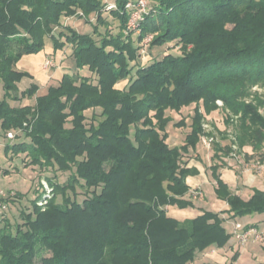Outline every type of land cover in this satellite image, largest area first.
Wrapping results in <instances>:
<instances>
[{
    "label": "trees",
    "instance_id": "obj_1",
    "mask_svg": "<svg viewBox=\"0 0 264 264\" xmlns=\"http://www.w3.org/2000/svg\"><path fill=\"white\" fill-rule=\"evenodd\" d=\"M132 1L114 0L107 10L102 0H0V129L4 138L14 132L5 156L25 154L32 167L69 173L63 184L46 180L52 193L43 199L45 191L38 192L30 212L19 213L21 224L11 225L8 211L22 195L0 198V264H193L198 254L231 239L221 214L264 213V191L253 190L244 201L217 165L210 168L214 195L226 203L225 212L203 211L183 222L166 212L171 205L193 207L185 196L195 170L182 157L199 144L200 110L213 112L221 101L241 122L250 121L254 145L264 143V117L253 101L245 102L252 87L264 88V0H147L151 9L137 35L125 32ZM105 13L118 22L115 35L99 32L98 26L108 27ZM63 18L84 19L92 35L61 25ZM147 35L149 47L177 49L176 42L179 54L141 66ZM46 37L56 50L69 47L76 70L86 69L94 82L63 75L39 95L38 84L16 65L42 51ZM24 78L31 84L19 90ZM31 98L33 105L13 104ZM192 104L184 143L169 146L166 112ZM20 137L29 141L16 142Z\"/></svg>",
    "mask_w": 264,
    "mask_h": 264
},
{
    "label": "rangeland",
    "instance_id": "obj_2",
    "mask_svg": "<svg viewBox=\"0 0 264 264\" xmlns=\"http://www.w3.org/2000/svg\"><path fill=\"white\" fill-rule=\"evenodd\" d=\"M102 2L107 5L114 4V0H102ZM93 16L94 15H91L89 18L92 24H94V19L92 20ZM104 16L108 23V27L105 29L103 26H98L99 32L101 34L107 32L108 34L115 35L118 32L117 20L113 19L107 13H105ZM61 25L71 27L80 34L92 35L91 24L86 23L84 19L72 18L67 20L66 18H63L61 20ZM93 36L94 39L98 40V35ZM146 37H148L150 41L152 40V35H147ZM145 38L140 44L142 46L139 57L141 66L148 65L156 59L159 60L166 54H179L176 42L172 44H175L173 46L177 49L167 48L166 45L149 47L148 43H150V41L146 43ZM45 59L48 61L53 60V62H51L54 66L45 67ZM16 67L17 70L27 73L33 79V82L38 84L39 95L45 94L50 86H57L63 75L73 76L78 73L80 76L90 77L92 80L94 79L86 69L81 72L76 70L69 47L56 50L54 49L53 41L48 37L44 39V48L42 51L22 56L17 62ZM58 67L60 68L58 69ZM56 69H58V71L55 72ZM126 83L127 81L120 82L116 85V88L122 89ZM30 84V79L24 78L18 84V88L19 90H24L27 89ZM3 97L4 91L0 84V100H2ZM255 97L257 98L256 100ZM252 101L259 114L264 117V88L259 86L251 88L250 96L245 99V102L249 103ZM13 104L15 106L33 105L34 98L24 99ZM216 105L217 110L208 114L204 113L203 110H200L203 115V120L201 121L202 134L200 135L199 144L193 151L189 149L188 153L185 155L183 154L182 157V162L187 163L186 166L193 167L195 165L193 168L195 172H191L188 176L189 182L192 183V186L189 187V192L185 196L186 199L192 201L193 207L181 209L177 205H171L166 208L167 215L180 222L191 220L201 215L203 211L219 213L223 212L226 208L225 203L219 200L217 201L214 195L215 182L212 178L211 167L215 165L219 166L218 174L221 175L223 181L225 180L229 184L234 182V184L231 185V190L234 193L236 187L242 186V174L249 173L262 180L264 179V143L259 146L257 144L254 145L251 141L252 128L250 126V121L245 120L244 122H241V115H234L229 111L224 110L221 101H216ZM194 108L195 105L192 104L189 107L182 108L179 112H166V115L171 119L166 129V132L168 133L166 143L169 146L179 147L184 143L185 136L190 131L189 126L191 118L194 115ZM86 116L88 124L90 121V112L86 113ZM179 122V125L173 126ZM241 125L244 130H241ZM69 126L70 125L68 124L66 127ZM237 135L241 139V147H238L237 145ZM201 138H208L211 140L208 148L201 143ZM20 140L29 141L20 137L16 139V142H19ZM9 143H11V141L4 138V133L0 129V191L4 196H6L8 192H11V194L17 193L22 195L20 203L15 207L13 206V208L8 211L9 222L11 225L15 226V224L22 223L21 218L19 217L21 211L24 210L27 213L30 212V201L37 196L38 192L42 190L45 191V197L47 196V192H50V194L52 193V188L49 187L46 181L47 179H50L54 185L57 183L63 184L67 180L69 173H60L54 169L42 170L38 167H32L28 165L29 160L25 157V154H19L17 156L11 155V157L8 155L6 157L4 147ZM228 147L231 150L227 155L225 152ZM195 167L198 168V170ZM164 186H166V184H164ZM196 190H198L199 195L194 199L192 198V193L196 192ZM83 191L84 190H81L80 188L76 189V199L78 202H81L82 200ZM45 197L42 198H48ZM57 201L60 202V196H57ZM1 204H3V202H1ZM39 205L44 207L46 206V203L42 202V204L39 203ZM257 218L258 217H256V219ZM227 221L229 220L227 219ZM248 221L251 222L250 219L246 218L238 220L239 223L242 225L244 224L243 226H245V223ZM251 223L259 229L261 232L260 235L263 238L262 241L253 244L254 247H256V251L259 253L257 261L255 262L258 263L259 261H264V220H254V223ZM225 227L227 233L230 234L232 229L231 225L227 224ZM230 240V244L235 241V246L237 247H245L248 243L251 244L254 242L253 240H250L242 245L232 237ZM210 250L211 249L198 254L193 264H232L231 258H229V252L226 256L225 252H215L211 254ZM225 257H227L226 260Z\"/></svg>",
    "mask_w": 264,
    "mask_h": 264
},
{
    "label": "crops",
    "instance_id": "obj_3",
    "mask_svg": "<svg viewBox=\"0 0 264 264\" xmlns=\"http://www.w3.org/2000/svg\"><path fill=\"white\" fill-rule=\"evenodd\" d=\"M51 61L53 62V60H51ZM59 68L60 67H58V69ZM58 69H56L55 72L58 71ZM194 166L193 167L186 166V167L187 168H191L193 170ZM196 169L198 170V168H196ZM263 181H264V179L262 180V179L254 176L252 174H249V173L242 174V178H241V185L242 186L236 187L235 188V193L234 192L233 193L236 194L237 196H239L244 201H247L250 198V196L252 195L253 190L264 191V182ZM224 182L228 184V186H229V188L231 190V185L234 184V182L232 184H229L225 180H224ZM190 183L191 182H189V177H188L186 179V184L189 187L192 186V183H191V185H190ZM225 205H226V203H225ZM227 209H228V207L226 205V208L224 209L223 212H225ZM221 217L225 219V222L223 223V227L224 228H226L225 225H227V224L231 225L232 229H231L230 233L232 234L233 233V226L232 225H234L236 223H239L238 220H242V219L246 218V219H250L251 222H253V223H254V220H262L263 221L264 220V213L263 214H252V215L244 216V217H241V218L236 217V218H233V219L229 218V215L227 213H224V214L221 215ZM256 217H258V218L256 219ZM227 219L229 221H227ZM251 222L248 221L247 223H245V226L246 227H248V226L249 227H254L257 230V232L259 234H261L259 229L255 225H252ZM239 224H241V223H239ZM262 235H263V233H262ZM232 238L235 240L233 234H232ZM230 241L231 240H229L228 244L225 247L221 248V249H211L210 253L213 254L215 252H223V253L225 252V254L227 256V253L229 252L230 253V257L228 256L229 258H232L233 255L236 254L237 255V259H236L235 262L231 261L232 264H256L255 262L257 261V258H258L257 256H259V253H258V251H256V247H254L253 244L258 243L259 241H254V242L252 241L253 243L250 242L251 244L248 243L247 246H245V247H242V246L241 247H237V246H235V241L233 243H231V244H230ZM226 259H227V257H225V260ZM258 263H264V261H262V262L259 261Z\"/></svg>",
    "mask_w": 264,
    "mask_h": 264
},
{
    "label": "built area",
    "instance_id": "obj_4",
    "mask_svg": "<svg viewBox=\"0 0 264 264\" xmlns=\"http://www.w3.org/2000/svg\"><path fill=\"white\" fill-rule=\"evenodd\" d=\"M107 10L114 9L115 5L114 4H109L107 5ZM126 9L129 10V17L126 23V33H134L138 34L139 33V24L143 21L144 16L150 11V5L147 0H135L132 2H128L126 4ZM145 42H149V38H145ZM54 64H52L51 61L46 60L45 62V67H53ZM14 138L13 132H7L5 135L6 140H12ZM211 140L208 138H201V143L208 148L210 145ZM49 193L47 192V196L49 197ZM198 190L196 192L192 193V198L196 199L198 194ZM4 194L0 191V198H3ZM45 197V198H46ZM42 204V202L40 203ZM39 205V204H38ZM0 207L4 210L5 207L0 204ZM233 236L236 239V241L240 244H246L248 241L253 240V241H262L263 238L261 235L257 232V230L254 227H246L243 226L239 223H236L233 225Z\"/></svg>",
    "mask_w": 264,
    "mask_h": 264
}]
</instances>
